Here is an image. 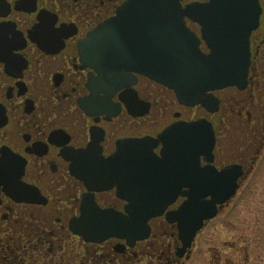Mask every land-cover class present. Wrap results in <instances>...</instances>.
I'll return each instance as SVG.
<instances>
[{
    "label": "flooded vegetation",
    "instance_id": "flooded-vegetation-1",
    "mask_svg": "<svg viewBox=\"0 0 264 264\" xmlns=\"http://www.w3.org/2000/svg\"><path fill=\"white\" fill-rule=\"evenodd\" d=\"M127 1L0 0V264H264V0L245 84L206 105L89 51ZM146 193L169 197L136 233L96 230ZM191 194L205 196L182 228Z\"/></svg>",
    "mask_w": 264,
    "mask_h": 264
},
{
    "label": "water",
    "instance_id": "water-1",
    "mask_svg": "<svg viewBox=\"0 0 264 264\" xmlns=\"http://www.w3.org/2000/svg\"><path fill=\"white\" fill-rule=\"evenodd\" d=\"M260 13L258 0H207L184 7L180 0H128L112 21L103 23L89 35L86 43L101 64L109 65L112 71L143 73L173 89L185 103L206 105L214 102L209 91L245 84L250 61L249 35L258 26ZM186 17L201 27L208 52L200 49V39L186 25ZM191 129L202 133L201 138L198 134L192 136V146L199 143V138L213 143L209 124L192 125ZM231 194H224L222 199ZM210 195L212 200L206 204L211 213L205 218L214 215V204L219 201V194ZM204 196L189 195L178 215L182 228L186 226L188 215L200 211L199 199ZM167 197L169 195L143 194L138 200L137 213L121 217L126 225H118L119 221L114 222V219L101 220L96 230L104 236L134 234L139 228L138 213H142L144 223L157 211L156 205ZM98 212L105 217L104 211ZM201 222L198 217L191 235Z\"/></svg>",
    "mask_w": 264,
    "mask_h": 264
},
{
    "label": "rangeland",
    "instance_id": "rangeland-1",
    "mask_svg": "<svg viewBox=\"0 0 264 264\" xmlns=\"http://www.w3.org/2000/svg\"><path fill=\"white\" fill-rule=\"evenodd\" d=\"M199 241H200V239L198 238L197 241H196V248H195L196 252L200 251L201 247H202V246H200L201 242H199Z\"/></svg>",
    "mask_w": 264,
    "mask_h": 264
}]
</instances>
